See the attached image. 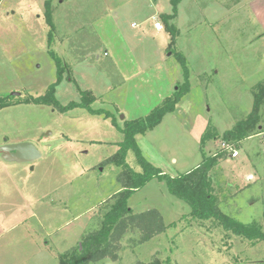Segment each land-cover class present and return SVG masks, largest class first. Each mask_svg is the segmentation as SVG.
<instances>
[{"label":"rangeland","instance_id":"obj_1","mask_svg":"<svg viewBox=\"0 0 264 264\" xmlns=\"http://www.w3.org/2000/svg\"><path fill=\"white\" fill-rule=\"evenodd\" d=\"M45 1L0 0V98L12 97L11 106L0 110V264H59V255L99 230L122 189V169L106 161L124 140V121L147 116L163 101L147 97L142 87L160 91L156 81L165 76L174 93L184 81L173 52L186 59L190 91L161 124L137 137L143 157L169 176L202 162L201 138L209 127L220 138L206 142L205 155L223 150L222 135L247 118L258 86H264V0H181L176 9L172 0H54L52 46ZM106 13L98 30L108 42L120 37L132 45L139 80L124 81L111 56L90 51L97 47L91 23ZM172 26L179 32L174 45ZM50 49L68 69L56 87L59 104L80 102L81 91H89L96 97L91 109L99 114L24 103L57 82ZM143 77L149 84L141 83ZM261 115L260 131L264 104ZM19 143L33 144L42 157L17 162L7 146ZM236 150L239 156L232 158L227 149L214 171L220 209L236 221L264 227V132ZM126 163L142 171L133 150ZM129 207L134 214L158 211L168 230L144 244L138 230L130 231L118 261L93 264H264V242L236 237L214 221L185 219L190 206L158 179L135 192Z\"/></svg>","mask_w":264,"mask_h":264},{"label":"trees","instance_id":"obj_2","mask_svg":"<svg viewBox=\"0 0 264 264\" xmlns=\"http://www.w3.org/2000/svg\"><path fill=\"white\" fill-rule=\"evenodd\" d=\"M181 0H172L176 6ZM45 18L49 26L48 42L52 46L56 32L54 22V0H46ZM176 14V11H175ZM175 15L170 16L173 19ZM173 35L172 45L175 44V38L179 35L178 30L172 26L169 27ZM171 46V45H170ZM173 51V50H171ZM182 69L184 81L181 83L171 96L166 97L157 107H155L147 116L124 121L121 132L124 140L120 143V148L116 154L110 157L106 163L114 164L122 169L118 176V181L122 184V189L113 196V202L104 215L103 222L99 230L91 232L82 238V248L78 247L71 252L59 255V264H93L105 259L112 261L119 260V251L121 250L122 239L130 232L138 230L141 233L139 243L144 244L155 237L165 233L168 226L164 223L161 214L156 210L134 214L129 207V200L135 192L143 188L153 179L165 182L169 192L178 199L187 203L191 211L186 218L201 222H216L227 233L247 240L253 244L264 242V227L257 223L244 224L234 220L224 214L219 205L218 194L215 188L214 171L220 163L226 159V150H221L215 155H205V145L209 140H219V133L212 128H207L201 138V152L203 154L202 162L194 169L185 174L175 177L169 176L158 168H155L148 162L137 144V137L145 135L147 132L156 128L162 123L165 116L175 111L177 104L181 101L191 88L190 72L187 62L182 54L175 53ZM173 54V55H174ZM50 56L55 62L57 68V82L49 86L45 95L40 97H28L25 104L49 105L61 113H66L72 109L85 108L93 114H99L91 109L92 103L96 97L89 91H81L80 102H72L68 106H61L55 97L56 87L64 80L68 73L67 66L52 49ZM261 92L255 93L254 104L251 113L246 119L239 121L236 125L222 135L221 139L226 144L238 148L246 139L254 137L264 132L259 130L262 120L261 108L264 104V86L259 85ZM12 97L0 98V110L11 106ZM110 116L109 113H106ZM133 150L141 165L142 171L137 173L133 171L126 163L128 151ZM174 223L172 226H176ZM170 263V259L166 261ZM143 264V263H137ZM153 264H161L155 262Z\"/></svg>","mask_w":264,"mask_h":264},{"label":"crops","instance_id":"obj_3","mask_svg":"<svg viewBox=\"0 0 264 264\" xmlns=\"http://www.w3.org/2000/svg\"><path fill=\"white\" fill-rule=\"evenodd\" d=\"M108 16H109V14L106 13V15H102L100 17V19H98L97 21H94L93 23H91V30H92L91 34L97 40V42H96L97 47L91 48L90 51L96 52L97 50L98 51L99 50H103L104 54H105L104 55L105 57H110L111 56V60L110 61H111L112 67H114V69L117 71V73L119 75H122L123 77L126 78V79L123 78L124 81L128 80V82H133V80H139V74L141 72L139 71V64L137 63L135 58H133L132 45L130 43H128L124 38H120V37H119L120 41L117 40V38H118L117 37V38L111 40V42H108L106 40L108 38L105 35H103L100 32V30H98V25L102 21H104L106 19V17H108ZM131 27L134 29L133 24L131 25ZM89 56L90 55H88L87 57L82 59L81 62L88 60ZM97 57H99V56H97ZM81 62H78V61L75 62V64L72 66V68L76 64L81 63ZM72 72H73V69H72ZM163 78L164 79H163L162 82H160V84H159L158 81H156L158 83L157 85H159L158 87H160L159 88L160 91H156L155 90L156 87L152 88V89H150V88L148 89L145 86L142 87V88L146 89L147 97L152 95L154 97H158L159 98L158 101H161V100H164L166 97H169V96H171L173 94V90H174V86H175L174 83H172L171 80L168 81L165 76ZM149 82H150L149 79H145L144 77L141 78V83L142 84L143 83L144 84H149ZM137 94H138V91H137ZM172 177H175V175H172Z\"/></svg>","mask_w":264,"mask_h":264},{"label":"water","instance_id":"obj_4","mask_svg":"<svg viewBox=\"0 0 264 264\" xmlns=\"http://www.w3.org/2000/svg\"><path fill=\"white\" fill-rule=\"evenodd\" d=\"M13 96H19L18 93H13ZM12 158L17 162H31L42 157L40 151L30 143H19L7 146ZM80 248H82L80 244Z\"/></svg>","mask_w":264,"mask_h":264},{"label":"built area","instance_id":"obj_5","mask_svg":"<svg viewBox=\"0 0 264 264\" xmlns=\"http://www.w3.org/2000/svg\"><path fill=\"white\" fill-rule=\"evenodd\" d=\"M154 25H155V28L158 31H162L163 30L162 24L159 21H157V19H154ZM133 27L134 28H139L140 26L138 24H133ZM223 145H224L223 146V150H226L227 151V149H231L233 151L232 158H237L239 156L238 151L234 148L233 145L226 144L225 142H224Z\"/></svg>","mask_w":264,"mask_h":264}]
</instances>
